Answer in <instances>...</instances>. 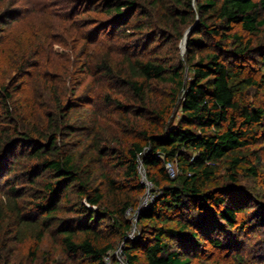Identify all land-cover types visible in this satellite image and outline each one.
Here are the masks:
<instances>
[{
  "label": "trees",
  "instance_id": "16d2710c",
  "mask_svg": "<svg viewBox=\"0 0 264 264\" xmlns=\"http://www.w3.org/2000/svg\"><path fill=\"white\" fill-rule=\"evenodd\" d=\"M5 2L0 264H14L10 244L24 229L35 235L34 262L49 235L81 264H104L121 242L128 264H226L225 256L264 264V197L237 184L242 174L261 180L250 148L264 136V101H250L247 89L264 90V77L243 63L257 57L264 66V0H55L67 14L45 34L30 22L53 15L47 0L28 1V10ZM54 30L81 58L104 41L120 49L55 68ZM79 74L118 88L103 102L124 121L121 139L102 134V98ZM139 165L157 193L135 217L140 234L127 239L125 212L145 191Z\"/></svg>",
  "mask_w": 264,
  "mask_h": 264
},
{
  "label": "rangeland",
  "instance_id": "374dc122",
  "mask_svg": "<svg viewBox=\"0 0 264 264\" xmlns=\"http://www.w3.org/2000/svg\"><path fill=\"white\" fill-rule=\"evenodd\" d=\"M28 1L30 0H6L4 5L12 9L28 10L29 9ZM35 1H38L41 3L44 0H35ZM54 2L55 0L54 1L47 0V4H45L46 7H48V10L49 11L51 10L50 12L53 13V15L51 14V17H47L45 15L44 17L41 15H36L33 17V20L30 22L34 25L39 26L40 27L39 29H41L44 34L49 31L48 29H46L47 27L45 26H49L48 24H55V23L58 24L57 23L58 21L61 22L62 20H64L62 19V17H59V16H61V14L63 13L67 14L65 12L67 10L65 9L63 5L55 6ZM4 5H2V7H4ZM29 15L30 14L26 15L23 18H28ZM30 18L32 19V15L29 16V19ZM51 34H53L54 36L53 41L57 42L56 45H53L52 47V52H54L56 55L54 56L52 55L53 58L51 59L52 62H54L55 64V68L57 67L60 68L62 61L90 60V57L93 59H103L105 57L104 55L106 54V52H109V51L111 52V50L115 51L116 48L120 49L119 42L118 44H116L115 41L111 43L104 41L101 44L99 43L98 45L96 44L95 46H92L90 48L83 49L85 50L84 54L86 55H84V57L81 58L79 57L80 55L77 56L78 50L80 49V47L76 50V55H74L72 51V49H74L75 47L74 45H71L70 48L69 47L66 48L63 45L62 46L59 45V40L61 39L62 34L60 35V32H58V30L57 31L54 30ZM179 45L180 43L178 44V53H179L180 59L183 60L184 54L182 55V53H180ZM243 64L245 65L247 72L249 74H253V76L257 80L260 79L261 77H264V66L259 65V59L257 57L254 59L247 60ZM80 69L81 67L79 66L76 72H79ZM186 74L189 77L191 76V73L188 71L186 72ZM99 79H100L99 77H96L94 79V78H91L88 76L85 77V75L79 74V76H77L76 78V81H78V83L81 82L80 85L83 84L82 86L88 87V89H91V91L95 92V94H100V98H102L101 100L99 99L98 104H97L98 112L100 113V116H102L101 122H102V125L104 127V132H105L102 134L104 135L116 134V135H119L118 138L121 139L120 131H121V127L124 125V121L122 120V118L118 116L117 113L114 112V109L112 108L114 106L112 105L110 106L103 102V98L105 97V95L113 96L112 99L117 97L119 92H116L117 96H115L114 90L118 88L116 87L114 83H111L108 81L99 82ZM29 80L30 78L26 79L25 82H29ZM80 85L78 87L79 90H81ZM247 92H249V97L251 98L250 101L260 102V103L264 101V90L254 91L252 89H247ZM112 110L114 113H112ZM179 114L176 115L177 120L179 118ZM131 135L132 134H129L130 138H132ZM250 150H253L252 152H254L250 160L251 165L259 169L261 180L258 181L252 178L251 176H248V175L246 176L242 174L238 178L237 184L242 187V190L244 192L247 191V189H249L252 191L251 193L253 194L256 193V195L263 198L264 197V136L260 139L259 143L255 147H251ZM257 160L260 161V164L258 163ZM138 170H139L138 180H139V183L142 184L143 180L147 179L148 175H147V172L143 170L141 165H139ZM222 179H223V175L221 174L218 180H222ZM153 191L154 193H157L156 186H154ZM143 199H144V194L139 197L138 203L142 204L141 202H143ZM130 218H131L130 216L127 217L128 220H131ZM136 222L137 220H132V223H134V228H135L134 236L138 237V235L140 234V227L135 226ZM21 235H22L21 237L22 241H18V242L13 241L10 244V248L12 249V253L14 256V259H13L14 264H18L19 262L22 264H81L78 260H75L70 256L64 255L61 246L57 243V239L49 235H45L42 242L39 244L38 250H37L38 259L34 262L33 258L29 256V254L30 252L34 250L35 247H37L36 241L34 239L35 235L28 229H24ZM253 243L254 242L250 243L248 246L252 245ZM224 258L227 259L225 260L226 264L231 263L227 256H225ZM221 260L222 259H218L217 262H222ZM245 262H247V260H245ZM195 264H202V263L196 262Z\"/></svg>",
  "mask_w": 264,
  "mask_h": 264
},
{
  "label": "built area",
  "instance_id": "2783aa9c",
  "mask_svg": "<svg viewBox=\"0 0 264 264\" xmlns=\"http://www.w3.org/2000/svg\"><path fill=\"white\" fill-rule=\"evenodd\" d=\"M165 168L167 169L170 178L174 179L176 177V173L174 169H172V167L169 164H166ZM141 185L144 186L145 188L144 199H143V202H141L142 204H139V206L135 210L128 209L125 212L126 218L128 216L131 217L130 218L131 222L132 220H137L135 217L139 213V211L148 208L155 197V193L153 191L154 186H153V183L149 179H144ZM132 225L133 227L131 231L127 234V239H133V237H135L134 236L135 235L134 223H132ZM123 245H124V242H121L117 245L115 249L107 252V254L103 257V263L104 264H128L125 254L123 253Z\"/></svg>",
  "mask_w": 264,
  "mask_h": 264
},
{
  "label": "water",
  "instance_id": "95a60500",
  "mask_svg": "<svg viewBox=\"0 0 264 264\" xmlns=\"http://www.w3.org/2000/svg\"><path fill=\"white\" fill-rule=\"evenodd\" d=\"M186 34H187V32L184 34L183 39L181 40L180 45H179L180 53H182V55L185 54L184 52H185V47H186V37H185ZM184 39H185V42H184L183 47L181 48V43H182V41H183Z\"/></svg>",
  "mask_w": 264,
  "mask_h": 264
},
{
  "label": "bare ground",
  "instance_id": "6f19581e",
  "mask_svg": "<svg viewBox=\"0 0 264 264\" xmlns=\"http://www.w3.org/2000/svg\"><path fill=\"white\" fill-rule=\"evenodd\" d=\"M184 42H185V39L182 41V43H181V47L184 45Z\"/></svg>",
  "mask_w": 264,
  "mask_h": 264
}]
</instances>
